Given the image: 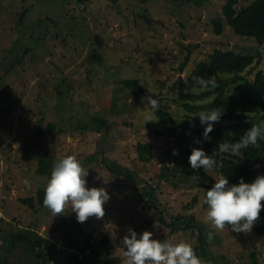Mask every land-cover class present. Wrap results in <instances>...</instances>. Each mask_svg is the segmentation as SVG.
Listing matches in <instances>:
<instances>
[{
	"label": "rangeland",
	"instance_id": "374dc122",
	"mask_svg": "<svg viewBox=\"0 0 264 264\" xmlns=\"http://www.w3.org/2000/svg\"><path fill=\"white\" fill-rule=\"evenodd\" d=\"M226 1L0 0V262L42 264L32 248L54 245L62 252L48 264H75L68 259L88 239L100 256L94 264H211L189 255L196 232L172 233L160 222L178 218L206 229L220 264H253V254L264 264V237L253 233L259 216L230 211L236 226H224L216 206H204V190L182 180L172 154L194 129L231 124L196 120L181 107L180 94L213 88L205 85L215 78L194 76L198 63L214 50L260 55L242 75L264 73V45L225 24L213 33ZM156 110L187 130L171 132ZM137 143L150 145L149 162L137 159ZM47 190L55 209L20 203ZM248 201L264 211V190ZM40 239L48 241L39 248Z\"/></svg>",
	"mask_w": 264,
	"mask_h": 264
},
{
	"label": "trees",
	"instance_id": "16d2710c",
	"mask_svg": "<svg viewBox=\"0 0 264 264\" xmlns=\"http://www.w3.org/2000/svg\"><path fill=\"white\" fill-rule=\"evenodd\" d=\"M75 1L77 5L84 7L91 0ZM238 2L239 0L226 1L222 7L223 24L218 20L213 21V33L219 36L225 24L234 35L253 41L258 46L264 45V0H253L240 8L237 7ZM259 56L214 50L206 61L196 65L194 76L215 78L214 83L205 85V89L213 88L198 94H180L178 100L181 107L188 116L196 120L209 117L211 120H225L231 124L196 128L190 138L185 139V146L178 152L171 153L174 154V161L178 163L177 169L182 180L188 181L194 188L204 190L206 196L204 206L214 204L224 226L229 228L236 226L230 211L238 216L250 213L259 216L260 219L258 226L253 227V233L258 237H264V211L253 209L248 201L260 199L261 189L264 190V137L261 124L264 123V73L258 71L252 80L242 75L245 70L251 72L257 68L261 63ZM220 75L228 79H221ZM122 85L133 91L142 90L135 80H124ZM155 116L162 123L169 122V130L173 133L188 128L187 123L176 124L170 115L162 110H156ZM135 151L139 161L149 162L151 156L149 144L137 143ZM213 174H216L218 182L225 186V190H216L213 186ZM127 178L136 189L137 184L133 175ZM151 194L152 192L145 196L149 197ZM20 203L30 209H34L35 206L50 210L57 207L51 190L38 191L34 198L20 200ZM160 222L172 233L178 230H187L192 234L196 232L194 238L196 245L189 255L201 259V262L203 260L211 264H220L217 256L208 251L211 239L206 237L204 232L206 229L198 222L186 220L180 223L178 218H174L170 224L162 219ZM23 240L29 242L25 238ZM47 241L40 239L37 243L39 248ZM100 243L107 249L106 237H103ZM32 252L36 258L42 259V264H48L62 251L52 245V248L42 247L40 252L32 248ZM79 256L82 259H79ZM251 257L253 264H257L255 255ZM99 258L100 256L95 254L93 244L84 239L78 252L68 260L75 264H94L92 261H99ZM0 264L7 263L3 261Z\"/></svg>",
	"mask_w": 264,
	"mask_h": 264
},
{
	"label": "water",
	"instance_id": "95a60500",
	"mask_svg": "<svg viewBox=\"0 0 264 264\" xmlns=\"http://www.w3.org/2000/svg\"><path fill=\"white\" fill-rule=\"evenodd\" d=\"M250 166H251V164H250Z\"/></svg>",
	"mask_w": 264,
	"mask_h": 264
}]
</instances>
